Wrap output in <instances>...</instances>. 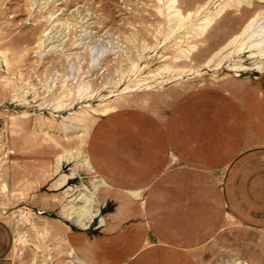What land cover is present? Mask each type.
<instances>
[{
  "label": "rangeland",
  "instance_id": "obj_1",
  "mask_svg": "<svg viewBox=\"0 0 264 264\" xmlns=\"http://www.w3.org/2000/svg\"><path fill=\"white\" fill-rule=\"evenodd\" d=\"M261 30L264 0H0L12 263L80 264L71 240L90 264H264V59L249 47ZM105 106L116 110L101 117ZM95 136L93 155L110 161L97 174L79 164ZM71 173L73 196L109 184L86 229L66 219L67 187H55ZM111 236L123 237L113 252Z\"/></svg>",
  "mask_w": 264,
  "mask_h": 264
},
{
  "label": "bare ground",
  "instance_id": "obj_2",
  "mask_svg": "<svg viewBox=\"0 0 264 264\" xmlns=\"http://www.w3.org/2000/svg\"><path fill=\"white\" fill-rule=\"evenodd\" d=\"M166 6V5H165ZM238 6V5H237ZM223 8H221L222 10ZM162 12V11H161ZM205 14V13H204ZM167 15V14H166ZM165 15V16H166ZM204 17V16H203ZM254 17V16H253ZM206 18V17H205ZM213 16L212 17H208L205 19V25L202 27V30H204L213 20ZM258 18V17H257ZM215 20V19H214ZM249 20V19H248ZM203 21V20H202ZM252 22V21H251ZM259 25V23L257 24ZM251 24L250 25H247L245 27V29H243V33H245L249 28L251 29ZM256 28V27H255ZM198 30V29H197ZM253 31V30H252ZM258 31V30H257ZM261 31H264V30H261ZM241 33V32H240ZM257 33V32H256ZM259 33V32H258ZM261 33V32H260ZM237 34V33H236ZM240 35V34H239ZM242 35V34H241ZM258 35V34H257ZM240 37V36H239ZM248 37V35H247ZM235 38V37H234ZM233 38V39H234ZM241 38V37H240ZM246 38V37H245ZM250 38L252 39V34L250 35ZM237 39V37L235 38V40ZM254 39V38H253ZM260 39V38H259ZM246 40V39H245ZM230 42V41H229ZM228 42V44H230ZM233 42V41H232ZM231 42V43H232ZM248 42V41H247ZM234 44V43H232ZM231 44V45H232ZM246 44V43H245ZM73 45V44H72ZM76 45V44H75ZM74 46V45H73ZM227 46V45H225ZM247 46V45H246ZM77 47V46H76ZM231 47V46H229ZM244 47V46H243ZM252 49L255 48L256 50H258V54L264 59V40H258L257 42L255 43H250V46ZM236 49V48H235ZM89 52V51H88ZM257 53V52H255ZM248 55V54H247ZM188 56V55H187ZM235 56V55H234ZM70 57V55H69ZM80 57V56H79ZM174 57V56H173ZM68 58V57H67ZM186 58V57H185ZM220 58V57H219ZM76 59V58H75ZM241 59V58H240ZM239 59V60H240ZM79 60V59H78ZM129 60V59H128ZM218 63V62H217ZM225 64V63H224ZM237 68V67H236ZM264 67L263 66H258V69H263ZM159 69V68H157ZM179 69V68H178ZM177 69V70H178ZM240 69V68H239ZM191 70V69H189ZM198 70V69H197ZM171 71V70H170ZM169 72V71H168ZM172 72V71H171ZM170 72V73H171ZM174 72V71H173ZM180 72V71H179ZM191 72V71H190ZM82 74V73H81ZM87 75V74H86ZM167 75V74H166ZM195 75V74H194ZM187 76V75H186ZM162 77V76H161ZM195 77V76H194ZM255 77V76H254ZM133 78V77H132ZM131 78V79H132ZM173 78V76H172ZM171 78V79H172ZM170 79V80H171ZM110 80V79H109ZM186 80V79H185ZM63 81V80H62ZM104 81V80H103ZM158 81V80H157ZM80 82V81H79ZM173 82V81H172ZM109 83V81H108ZM118 83V82H117ZM127 83V82H126ZM102 84V83H101ZM85 85V84H84ZM112 85V84H111ZM117 85V84H115ZM87 86V85H86ZM118 86V85H117ZM102 87V86H101ZM89 89V88H88ZM87 89V90H88ZM107 90V89H106ZM114 90V89H113ZM112 90V91H113ZM124 90H126V87L124 88ZM75 92V91H74ZM73 92V93H74ZM90 92V91H89ZM106 92V91H105ZM120 92V90H119ZM123 92V91H121ZM100 93V92H99ZM89 94V93H88ZM97 95V94H96ZM105 95V94H104ZM111 95V94H110ZM72 96V95H71ZM96 98V97H95ZM98 98V97H97ZM107 98V97H106ZM68 101H70L68 99ZM67 104V103H65ZM59 107V106H58ZM102 108V107H101ZM66 110V109H65ZM116 110V107L115 106H105L101 112H100V116H104L106 114H108L109 112H112ZM99 116V117H100ZM79 118V117H78ZM88 118V117H87ZM82 119V118H81ZM89 119V118H88ZM90 128V126H89ZM90 131V130H89ZM81 143V144H80ZM80 145L82 146L83 143H85V139H84V136L82 137V140L80 141ZM69 151V150H68ZM77 151V150H76ZM79 156L81 157L80 160H79V164L82 166V167H85L87 168L88 170H92L91 166H90V162H89V158H88V150H87V153L85 152H81L79 154ZM60 158V156L58 157ZM71 163V162H70ZM68 164V163H67ZM74 164V163H73ZM75 166V165H74ZM62 170V169H61ZM89 172V171H88ZM86 173V172H85ZM60 174V173H59ZM58 175V174H57ZM74 179V173H71L70 175H65L63 176L59 181L58 183L55 185L56 189H60V188H63V187H67L66 191H65V196H63L64 198L68 199L67 200V205L64 204L62 206V210H63V214L65 215L66 219L72 224V225H77V226H80L82 227L83 229H86L87 228V221H91L93 219V217L95 216V214L92 212V208L93 206L95 205L96 203V200H97V194L96 192L98 191V188H100L101 186H103V183L101 180H97L96 181V184H94L93 186V191L89 192V194L87 195L86 193L84 192H81V194L79 196H73V192L74 190H76L74 187L70 186L69 185V181L73 180ZM76 179V178H75ZM95 180V179H94ZM87 184V183H86ZM88 189V188H87ZM91 189V188H90ZM77 192V191H76ZM87 192V191H86ZM57 195V194H56ZM132 195H134V197H137V198H140L139 195L137 194V192H132ZM54 200V199H53ZM55 201V200H54ZM81 201L82 202V205H78V202ZM64 202V201H63ZM98 205V204H97ZM104 225V220L101 219L100 220V226H103ZM65 239V238H64ZM18 241V240H17ZM16 242V241H15ZM14 242V243H15ZM19 242V241H18ZM67 246H69L67 244ZM70 247V246H69ZM69 253L70 255L78 262H81L80 259L76 256V254L74 253V251L72 250V248L70 247V250H69Z\"/></svg>",
  "mask_w": 264,
  "mask_h": 264
},
{
  "label": "crops",
  "instance_id": "obj_3",
  "mask_svg": "<svg viewBox=\"0 0 264 264\" xmlns=\"http://www.w3.org/2000/svg\"><path fill=\"white\" fill-rule=\"evenodd\" d=\"M114 111H112V112H114ZM112 112H109L108 114H106V115H104L102 117L108 116ZM164 133H165V136H166L165 138L167 139V143H166L167 147H166V149L171 150L172 151L171 153L174 156V155H176L175 154L176 148H175L174 143H173L172 128H171V125H169L168 123H167V126H165V128H164ZM97 137L98 136H95L94 138H91L90 142H89V144L87 146L88 158H89L90 166L92 168V172H94L96 174H97V170L101 171L102 164L108 165V163L110 162L108 158L104 159V158H99L98 156H94L93 155V144L96 142ZM142 149H144V150L140 149V152L137 153V157H136L137 158L136 161L138 160L137 161V166H138L137 172H141V173L145 172V167L143 166V163L145 162L146 157H149V155H150L148 151H145V145H143ZM122 160L129 161V162L130 161L131 162L135 161L134 157L131 154H128V153L125 154L124 157H122ZM112 163H113V161H112ZM155 171H157V170L155 169ZM160 172H161V170L158 171V173H160ZM99 180H101L102 183H103V186H101L100 188H103V187L109 188V184L104 179L100 178ZM98 191H99V188H98ZM137 194L140 197L139 192H137ZM130 195L133 197V199L135 201L140 200V198L134 197V195H132V192H130ZM189 207H191V206H185L186 209L185 210L182 209V212H188V210H190ZM131 209L136 211V207L130 206V208H129L130 212H131ZM104 225H105V221H104ZM139 228L141 230H143L142 226L139 227ZM121 238H123V237L122 236L106 237V239H109V240L108 241L106 240V242H105L106 244L105 245L109 246L112 249L111 251L113 252L114 249H113V247L111 245L115 241H120ZM72 243H73V241L68 240V245L72 248V250L74 251V253L78 257V255L76 253V250L72 246ZM102 246H103V242L101 243V245H100V243L98 245L97 242L94 243V248L95 247L96 248H102ZM12 247H13V233H12V229H11L9 224L4 219L0 218V264H13L12 260H11ZM117 251H119V250H117ZM80 261H81V262H79L80 264H90V263H88V262H86L84 260H81V259H80Z\"/></svg>",
  "mask_w": 264,
  "mask_h": 264
}]
</instances>
